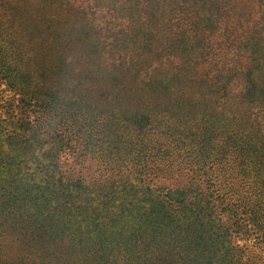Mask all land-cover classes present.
Here are the masks:
<instances>
[{"label": "rangeland", "instance_id": "1", "mask_svg": "<svg viewBox=\"0 0 264 264\" xmlns=\"http://www.w3.org/2000/svg\"><path fill=\"white\" fill-rule=\"evenodd\" d=\"M240 1L238 19H264V0ZM166 4L152 22L158 54L138 70L134 37L150 29L133 3L0 0L1 257L26 259L21 230L34 215L65 230L51 264H126L129 249L141 255L187 235L197 264H264V92L244 91L238 70L218 101L168 74L179 62L169 56L177 23L189 20ZM261 22L234 28L264 32ZM218 50L227 66L249 65L228 43ZM157 74L168 77L152 84ZM176 186L205 193L209 246L167 201Z\"/></svg>", "mask_w": 264, "mask_h": 264}, {"label": "trees", "instance_id": "2", "mask_svg": "<svg viewBox=\"0 0 264 264\" xmlns=\"http://www.w3.org/2000/svg\"><path fill=\"white\" fill-rule=\"evenodd\" d=\"M127 4H134L133 8L135 13L140 18L141 29H150L147 32L136 34L134 39L139 40L142 45L140 49L135 51V61L133 66L138 70L142 69L143 65H148L150 68L151 63L154 61V55L152 51L156 52L159 48H154L155 39L153 36V20L159 18L164 19L160 14V10L163 7L161 5L162 0H126ZM249 0H244L242 6L246 9V4ZM167 2V4H166ZM242 1L240 0H165V4L170 8L171 12L175 14L179 11V19H188V27H184V23H177L178 32L175 34L173 49L170 55L177 56L179 53V62L172 71V75H176L180 78L187 79L191 83L198 85L205 91L206 97H215L218 101L225 98L224 92H226L232 82V76L237 71L243 72L242 76H245L244 84L247 92L250 91L256 94L259 91L264 92V32L259 30V25L253 31L248 32L245 29H235V24L251 22L262 24L264 19L255 20L252 13L244 16L246 20H240L237 18V9L240 7ZM254 25V24H253ZM252 25V26H253ZM70 40L76 39V37L69 35ZM228 45L235 50V56L241 54V56L249 58V65L244 67L241 64L235 63L234 65L227 66L224 62L222 55L225 52H221L218 49L227 48ZM152 47V49H151ZM172 48V47H170ZM241 52V53H240ZM156 68V67H155ZM3 71V69H0ZM174 72V73H173ZM167 75H154L151 76L150 82L152 84L158 81L164 82ZM113 79H118L112 77ZM120 80V79H118ZM169 81V80H168ZM168 81L164 83V89L169 88ZM223 94H220V93ZM205 193L201 190L189 191L186 188H180L179 186L170 187L165 197H168L169 203L176 205L178 212L185 211L189 214L185 217L187 219L186 226L196 223L199 226V230L204 231V219L209 206L204 204ZM218 198V197H217ZM155 201V199H151ZM219 197L218 201L221 202ZM15 207L9 205L6 212L2 215L3 222H11ZM193 213L196 214L194 218H191ZM203 213V214H202ZM125 215L124 213H121ZM172 216V215H171ZM30 224L25 232L21 230L22 238H26L27 257L26 259L13 260L3 258L0 255V264H51L56 260L61 259L58 256L59 248L61 244V237L63 231L58 228L51 227L47 224L46 217H35L34 215L28 216ZM177 219V218H176ZM173 222V220H172ZM3 226V224L1 225ZM0 226V235L4 234V230ZM18 226V225H17ZM187 227H181L182 231H187ZM198 229V228H197ZM196 229V230H197ZM30 232V233H29ZM29 233V234H28ZM23 234V235H22ZM193 235L194 240H203L204 246L206 245L207 235L202 232V235ZM42 240H51V245H41ZM136 241H138L136 237ZM217 241V240H216ZM216 241H212V247ZM155 242V241H154ZM147 249L141 255L136 254L134 247L129 249L128 252L132 254L134 261H127L126 264H197L201 263V253L197 250L199 244H194V241L190 239L189 235L180 236L175 238L173 242L167 245H162V241L158 242L156 249L152 252L151 249ZM156 246V243H155ZM195 248V249H194ZM197 248V249H196ZM5 257V256H4ZM131 257V256H130ZM129 257V258H130ZM58 262V261H57ZM102 264H111L110 261H101ZM197 262V263H195ZM68 264V263H65ZM116 264V263H115Z\"/></svg>", "mask_w": 264, "mask_h": 264}]
</instances>
